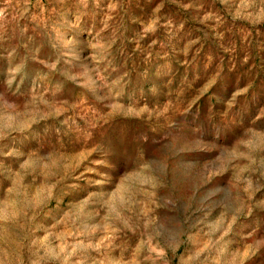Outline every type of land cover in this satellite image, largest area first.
Instances as JSON below:
<instances>
[{"label": "rangeland", "instance_id": "1", "mask_svg": "<svg viewBox=\"0 0 264 264\" xmlns=\"http://www.w3.org/2000/svg\"><path fill=\"white\" fill-rule=\"evenodd\" d=\"M0 264H264V0H0Z\"/></svg>", "mask_w": 264, "mask_h": 264}]
</instances>
